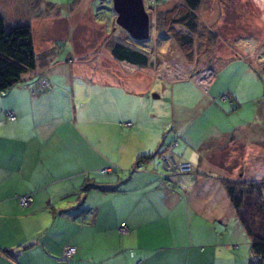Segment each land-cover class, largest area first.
I'll return each mask as SVG.
<instances>
[{
    "label": "crops",
    "instance_id": "crops-1",
    "mask_svg": "<svg viewBox=\"0 0 264 264\" xmlns=\"http://www.w3.org/2000/svg\"><path fill=\"white\" fill-rule=\"evenodd\" d=\"M24 3L0 0V13L7 29L17 25H28L31 29V23L21 22L22 17L17 14L18 10L21 16L26 15V0ZM31 9L30 5L29 11ZM46 49L53 57L55 49L51 45ZM109 57L113 59L111 51ZM104 59L113 65L111 59L108 61L106 56ZM57 64L60 62L57 61L55 67ZM130 66L134 67L135 74L127 75L129 70L126 69L119 76V84L106 75L77 77L83 84L115 87L126 93H123L126 96L122 98L123 108L130 112L131 120L119 124L122 135L127 132L123 137L127 142L119 152L122 156L107 154L113 141V126L106 116L107 99L111 106L114 97L97 94L98 99L91 102L87 110L72 108L76 96H81L75 92V80L70 79L73 80L71 92H64L53 77L55 67L52 71L44 70L37 64L34 70L22 75L20 83L0 97V103L6 105L2 107L7 109L4 111H12L15 115L14 121H8L5 112L0 113V264H189V251L178 256L175 251H170L174 245H159L163 238L166 243L170 237L176 238L175 221L177 216L181 220L184 206L191 211L192 208L203 210L202 205H197L188 196L197 191L200 194L206 192L208 181L216 180L223 186L224 178L210 176L213 171L221 170L235 179L239 170L246 168L247 162L254 171L256 160L246 158L254 157L255 151L246 142H243L242 155L235 157L238 161L235 165L227 163L223 157L225 151L221 149H229L225 144L235 142L238 128L232 127L229 121L219 129L212 128L209 137L201 143L188 141L180 156H174L179 162L192 165L190 173L164 176L152 166L137 171L140 168L134 166L141 156L154 155L143 162L142 167L150 161L160 160L158 151L174 137L175 126L166 124L161 129L156 117L148 118L146 105L150 103L145 98L150 84H139L148 74L144 70L146 67ZM210 73L208 83H201L199 76L194 79L196 82H190L197 87L202 84L209 92L216 82L214 73ZM152 76L173 87L188 81L168 79L156 72ZM43 81L48 87H41ZM90 94L84 97L85 101L90 100ZM154 98L160 96L154 95ZM64 107L70 109L64 110ZM65 113H71L72 120L65 121ZM156 114L162 115L161 112ZM97 116L100 118L98 126L95 125ZM79 117L80 127L77 126ZM171 117H174L173 113ZM124 123L131 125L124 128ZM87 181L112 190L92 188L84 192L82 187ZM223 189L226 193L224 186ZM24 194L33 198L26 209L21 208L16 199L17 195ZM226 196L228 198L227 193ZM229 203L232 206L230 200ZM121 223H125L127 234H120ZM66 245L74 246L77 251L68 260L62 258Z\"/></svg>",
    "mask_w": 264,
    "mask_h": 264
},
{
    "label": "rangeland",
    "instance_id": "rangeland-1",
    "mask_svg": "<svg viewBox=\"0 0 264 264\" xmlns=\"http://www.w3.org/2000/svg\"><path fill=\"white\" fill-rule=\"evenodd\" d=\"M17 2L25 5V0ZM26 3V15L21 16L18 10L17 14L22 17L21 22L32 25L31 34L38 65L52 71L55 63L60 62L53 70L56 75L53 77L64 92H71L73 80L70 79L73 77L75 80V92L81 96H76L71 107H76L78 111L79 108L87 110L91 102L98 99L97 94L114 97L112 105L109 103L111 106H108L107 99V122L113 126V141L108 146V156H122L119 155L120 148L127 142V138H123L127 132L122 135L119 129V124L131 120L130 112L123 108L122 98H126L123 96L126 93L115 87L83 84L77 77L100 74L119 84V76L126 69L130 71H127V75L135 74L133 66L115 62L114 58L109 57L110 45L114 42L133 46L149 56V65L144 69L148 74L139 83L150 84L145 98L150 103L146 105L148 118L156 117L157 126L161 129L166 124L175 126L174 137L168 139L163 150L175 144L177 147L172 148V153L180 156L181 149L188 141L201 143L209 137L212 128L219 129L229 121L232 127L238 128L233 139L235 142L225 144L229 145V149H221L225 151L223 157H226L227 163L235 165L238 162L235 157L237 154L242 155L243 142H246L254 148V157L246 160L255 159V169L251 170L250 162H247L246 168L239 170L235 179L221 170L213 171L210 176L246 183L250 179H264V0H201L192 14L197 25L193 32L172 22L183 7L181 0H159L153 6L149 0H143L144 9L149 15V38L144 41L132 39L116 24L112 0H26ZM176 35L190 37V49L183 52L178 46ZM47 45L55 49L53 57H49ZM105 56L108 61L111 59L113 65L105 62ZM109 70H112V75ZM210 71L214 73L216 82L208 92L202 84L197 87L194 79L199 76L201 83H208ZM155 72L168 79L174 77L188 81L169 86L154 78L152 74ZM89 93L90 100L85 101L84 97ZM154 95L160 98L155 99ZM76 99L84 101L78 102ZM3 106L6 107L0 103V113L7 110ZM68 109L64 107V110ZM158 112L162 115H157ZM171 113L174 117H171ZM98 116L97 126L100 124ZM64 120H72L71 113H65ZM80 122L79 117L78 127L81 126ZM121 164H125L123 159ZM145 165L137 171L152 166L165 176L161 157ZM127 173L131 174L130 170ZM207 184L203 194L197 191L195 195L188 196L197 205H202L203 210L194 211L192 208L191 211L184 206L181 220L177 216L175 221L176 238L170 237L169 243L163 238L159 245H174L170 251H175L178 256L189 251V264H248L249 260H256L250 249L251 241L239 223L223 186L216 180L208 181ZM252 202L256 205L255 200ZM257 220L260 221V218Z\"/></svg>",
    "mask_w": 264,
    "mask_h": 264
},
{
    "label": "trees",
    "instance_id": "trees-1",
    "mask_svg": "<svg viewBox=\"0 0 264 264\" xmlns=\"http://www.w3.org/2000/svg\"><path fill=\"white\" fill-rule=\"evenodd\" d=\"M181 1L183 2V7L178 12V15L173 17L172 22L175 25L183 26L188 31L193 32L196 30L197 25L193 20L192 14H194V11L199 7L201 0ZM176 39H179L178 46L183 52L190 49V37L187 35H176ZM110 46L111 54L117 61L141 68H145L149 65V56L143 50L114 42ZM48 55L50 57L51 53L48 52ZM37 64V56L34 52L30 27L28 25H17L7 29L0 13V94L20 83L22 75L28 71L34 70ZM175 146L174 144L166 150L171 152L172 148ZM158 155L161 157L162 166L166 172L165 176H177L178 174H188L191 172V165L189 163L177 161L173 154L167 153L165 150H160L158 151ZM153 156L154 155L139 157L136 160L134 168H141V164ZM164 157L168 158V168L164 164ZM169 158L173 159L175 165L187 164L189 170L187 172H180L172 165V161H170ZM222 184L240 224L251 240V251L253 255L256 256V260H249L248 264H264V179L251 180L248 183L223 179ZM92 188L101 190L109 189L87 181L83 185L82 190L86 192ZM109 190L112 189L110 188ZM22 196H30L31 198L32 196L30 194L16 196L20 207L26 209L30 207L32 202L29 206H22L20 204V197ZM252 200L256 201V205ZM257 218H260V221H258Z\"/></svg>",
    "mask_w": 264,
    "mask_h": 264
},
{
    "label": "water",
    "instance_id": "water-1",
    "mask_svg": "<svg viewBox=\"0 0 264 264\" xmlns=\"http://www.w3.org/2000/svg\"><path fill=\"white\" fill-rule=\"evenodd\" d=\"M116 14V24L136 41L149 38V15L144 9L143 0H112Z\"/></svg>",
    "mask_w": 264,
    "mask_h": 264
},
{
    "label": "built area",
    "instance_id": "built-area-1",
    "mask_svg": "<svg viewBox=\"0 0 264 264\" xmlns=\"http://www.w3.org/2000/svg\"><path fill=\"white\" fill-rule=\"evenodd\" d=\"M159 0H150V5L153 6L154 4H156ZM211 76V73H210ZM42 88H46L48 87V83L46 81H43L41 84ZM224 98V97H223ZM6 115V119L8 121H14L15 120V115L12 111H6L5 112ZM130 123H124L122 124V127H130ZM170 161H172V165L179 170L180 172H187L189 170V167L187 164H177L175 165V163H173V159L169 158ZM168 158L164 157V164L165 166H167L168 168ZM32 202V198L30 196H22L20 197V204L24 207L29 206L30 203ZM120 234H127L128 233V229L125 225V223H121L120 228H119ZM76 254V248L71 246V245H67L64 247L63 252H62V258L65 260L70 259L72 256H74Z\"/></svg>",
    "mask_w": 264,
    "mask_h": 264
}]
</instances>
